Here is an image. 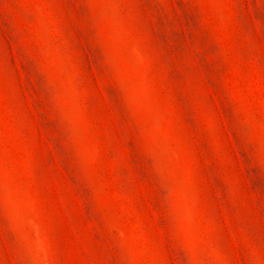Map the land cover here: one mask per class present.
Here are the masks:
<instances>
[{
  "label": "rangeland",
  "instance_id": "rangeland-1",
  "mask_svg": "<svg viewBox=\"0 0 264 264\" xmlns=\"http://www.w3.org/2000/svg\"><path fill=\"white\" fill-rule=\"evenodd\" d=\"M0 264H264V0H0Z\"/></svg>",
  "mask_w": 264,
  "mask_h": 264
}]
</instances>
